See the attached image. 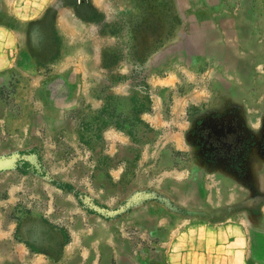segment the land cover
<instances>
[{
	"label": "crops",
	"instance_id": "0c3cea01",
	"mask_svg": "<svg viewBox=\"0 0 264 264\" xmlns=\"http://www.w3.org/2000/svg\"><path fill=\"white\" fill-rule=\"evenodd\" d=\"M90 4L106 21L118 13L107 0ZM37 6L34 0H0V77L25 75L21 95L27 96V105L45 89L39 106L45 115V161L58 179L56 186L48 183L54 200L45 198V218L63 228L67 239L59 237L57 254L19 239L18 224L5 205L12 196L18 198L23 186L11 185L7 200L0 194V264H244L241 205L246 188L202 157L199 132L210 119L240 109L252 133L264 136V119H257L258 111L264 114L261 23L241 14L233 25L239 40L235 46L210 41L213 51L202 55L201 66L179 65L165 75H148L150 104L137 119L153 136L106 124L97 150L83 140L81 124L99 117L109 99L135 95L133 68L124 62L104 64L99 24L80 18L78 6L61 0ZM51 7L68 50L43 73L35 68L29 42L12 25L11 15L20 9L23 21H38ZM58 79L67 91L54 98L47 92ZM25 112L19 119L0 116V157L19 144L24 150L33 147L35 124L31 110ZM62 146L76 156L67 161ZM260 158L252 163L264 169L262 151Z\"/></svg>",
	"mask_w": 264,
	"mask_h": 264
},
{
	"label": "rangeland",
	"instance_id": "374dc122",
	"mask_svg": "<svg viewBox=\"0 0 264 264\" xmlns=\"http://www.w3.org/2000/svg\"><path fill=\"white\" fill-rule=\"evenodd\" d=\"M52 1L34 0V3L38 4V8L42 2L47 4ZM107 1L118 13L106 21L91 6L90 0H61L63 4L78 6L80 18L99 24L97 35L101 40L105 65L124 62L133 68L135 100L131 101L133 97L115 99L104 116L88 117V121L81 124L83 140L97 150L101 147L100 129L105 124L117 123L124 130L143 138L153 136L151 130L139 123L136 113V108L146 105L148 90L145 88V80L148 75H165L179 65L201 66L202 55L213 51L210 41L231 42L229 44L235 46L239 40L235 37L233 25L241 14L252 21H259L261 28L258 30L264 35V0ZM231 10L235 13H229ZM22 12L19 9L17 15H11L12 25L29 42L35 57V68L45 73L49 65L64 50H68L55 29V9L49 8L43 19L31 22L23 21L26 17L25 12ZM38 12L39 9L34 10L35 18ZM219 23L232 27L213 28ZM225 33L230 36H225ZM25 78L21 73L0 77V116L4 117L8 113L19 119L26 114L25 111L31 110L32 114L28 115L35 124V142L31 149L24 150L23 145L19 144V147L14 146V149L9 150L8 155L0 157L3 164L0 194L7 200L11 185L23 186L17 192L18 198L12 196L5 205L9 218L18 224L16 236L31 248L50 247L57 254L59 237L66 240L67 236L63 228L45 218V212L48 211L45 198L54 200V189L48 185L58 184L56 175L49 173V163L45 161V115L39 107L43 102L41 100H45V89L37 92L34 100L27 105L24 102L27 96L21 95ZM63 90L67 91L63 81L58 79L51 84L47 94L56 98L62 96ZM242 111L236 109L223 119H210L209 124H205L207 127H201L204 131L200 130L199 139L203 146L202 157L215 166L224 167L229 177L240 179L246 188L241 205V225L246 235L242 261L244 264H264V169L258 163H252L255 157L261 159L264 136L252 133L246 124V112ZM259 112L257 119L263 120L264 114ZM8 128H5V134L2 133V145L7 143ZM255 131L258 129L255 128ZM61 149L67 161L76 156L69 147L62 146ZM81 198L83 202H88L85 194ZM91 207L99 210L94 204ZM227 250L232 253L233 248Z\"/></svg>",
	"mask_w": 264,
	"mask_h": 264
},
{
	"label": "trees",
	"instance_id": "16d2710c",
	"mask_svg": "<svg viewBox=\"0 0 264 264\" xmlns=\"http://www.w3.org/2000/svg\"><path fill=\"white\" fill-rule=\"evenodd\" d=\"M145 88L146 90H148V95L146 96L145 100H146V105H140L138 108H136V113L138 114L139 112L141 111H144L146 109H148L149 107V104H150V98H149V88L147 86V84H145ZM136 98V95L133 96V98L131 99V101L135 100ZM115 100V99H109L108 103H107V108L103 111V113H101L100 116H104L105 113H107L109 111V108H110V103ZM106 125V124H105ZM114 125L120 129H124L122 128L121 126H119L117 123H114ZM129 132V131H128ZM131 133V132H129ZM132 134V133H131Z\"/></svg>",
	"mask_w": 264,
	"mask_h": 264
},
{
	"label": "water",
	"instance_id": "95a60500",
	"mask_svg": "<svg viewBox=\"0 0 264 264\" xmlns=\"http://www.w3.org/2000/svg\"><path fill=\"white\" fill-rule=\"evenodd\" d=\"M3 169V164H2V162H1V160H0V171Z\"/></svg>",
	"mask_w": 264,
	"mask_h": 264
}]
</instances>
